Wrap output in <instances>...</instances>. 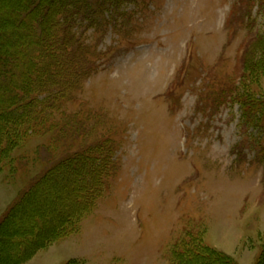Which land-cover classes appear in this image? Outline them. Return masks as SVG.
Instances as JSON below:
<instances>
[{"label": "rangeland", "instance_id": "1", "mask_svg": "<svg viewBox=\"0 0 264 264\" xmlns=\"http://www.w3.org/2000/svg\"><path fill=\"white\" fill-rule=\"evenodd\" d=\"M105 9L107 25L81 36L88 77L0 164V218L68 152L89 148L100 193L82 211L75 192L90 194V176L73 168L43 182L32 198L46 201L33 206L41 218L27 205L19 211L0 237V264H169L199 235L214 249L259 254L264 156L244 138L233 91L264 96V72L243 70V55L264 38V0H120ZM22 228L39 229L37 242L24 230L23 249Z\"/></svg>", "mask_w": 264, "mask_h": 264}, {"label": "trees", "instance_id": "2", "mask_svg": "<svg viewBox=\"0 0 264 264\" xmlns=\"http://www.w3.org/2000/svg\"><path fill=\"white\" fill-rule=\"evenodd\" d=\"M1 3L9 2L0 0V5ZM119 3L120 0H14L7 4L13 8L8 21L1 19L0 7V33L21 34L17 39L0 40V164L6 160L11 149L16 148L27 137V130L36 124L42 126L52 116L55 107L70 94L68 90L88 77L87 58L91 49L82 42L81 36L89 28L102 29L104 23L106 26L108 19L104 17L105 8L109 6L116 9ZM234 15L235 10L230 17ZM257 41L260 43L254 46L256 49L243 55V70L252 76L256 72H264L263 36ZM74 46L77 49L70 50ZM94 52L96 55V51ZM257 57L260 60H256ZM253 60L257 61L258 67L250 66ZM239 90L236 87L233 91L239 95L236 97L240 104L239 126L248 134L244 138H248V142L254 148H259V153L264 156V96ZM89 154V148L68 152L48 166L38 178L42 181L33 183L35 187L24 192L0 219V237L9 224L16 222L19 211L25 205L37 214L33 209L34 204L46 201L32 198L47 189L43 188V182L55 181L73 168L75 174H84L85 180H89V176L93 180V188L85 198L80 192H75L83 201L79 204L81 210L86 211L92 198L100 193L97 188L99 179L103 177L101 168H97L93 174L88 173L89 166L94 164ZM78 180L79 178L74 182ZM83 187L87 190L89 184ZM47 192L53 194L55 190L51 188ZM41 216L42 214H37L38 219ZM30 217L34 223L36 217H32V214ZM71 218L70 214L63 219L58 218L51 229V235ZM24 230H28L36 242L39 234V229H15L19 237L18 247L21 249L26 245ZM204 240L199 235L187 245L180 243L179 247L185 246L184 249L173 250V263L171 261L169 264H239L231 255L211 248ZM21 258L23 257L17 258L13 264ZM255 264H264V249L260 250Z\"/></svg>", "mask_w": 264, "mask_h": 264}, {"label": "crops", "instance_id": "3", "mask_svg": "<svg viewBox=\"0 0 264 264\" xmlns=\"http://www.w3.org/2000/svg\"><path fill=\"white\" fill-rule=\"evenodd\" d=\"M216 250L224 252L228 255H231L239 264H255L258 252L255 253L254 250L248 249L243 254H238L239 249H218ZM230 251H233V254L236 253L238 256L232 255ZM240 256V257H239Z\"/></svg>", "mask_w": 264, "mask_h": 264}]
</instances>
